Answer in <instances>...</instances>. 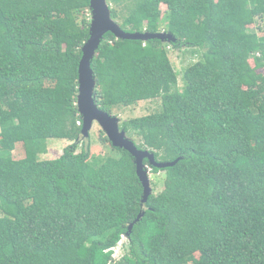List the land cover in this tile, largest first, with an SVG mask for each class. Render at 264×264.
<instances>
[{
  "label": "trees",
  "instance_id": "obj_1",
  "mask_svg": "<svg viewBox=\"0 0 264 264\" xmlns=\"http://www.w3.org/2000/svg\"><path fill=\"white\" fill-rule=\"evenodd\" d=\"M106 2L124 32L175 42L105 34L94 102L112 115L159 99L119 128L156 162L179 161L151 170L164 187L142 203L132 157L102 131L105 158L81 139L89 0H0V264H264V0ZM181 49L196 62L179 88L168 56ZM54 140L69 145L39 160Z\"/></svg>",
  "mask_w": 264,
  "mask_h": 264
},
{
  "label": "water",
  "instance_id": "obj_2",
  "mask_svg": "<svg viewBox=\"0 0 264 264\" xmlns=\"http://www.w3.org/2000/svg\"><path fill=\"white\" fill-rule=\"evenodd\" d=\"M91 14L89 37L81 48V58L77 72L76 107L81 121L80 136L82 140L88 139L92 125L95 123L105 134L113 148L126 151L133 159L135 173L142 187V203L151 195L148 173L152 169H165L173 167L179 159L171 163H158L153 154L147 150H138L129 140L124 131L119 128V120L101 111L94 102L95 79L91 70V62L105 34H112L117 40L148 42L158 40L161 43H173L175 39L166 32L128 33L120 29L118 24L110 18L109 6L106 0H89ZM146 162V164H144ZM142 216L139 214L137 220ZM132 225L129 226V230Z\"/></svg>",
  "mask_w": 264,
  "mask_h": 264
},
{
  "label": "rangeland",
  "instance_id": "obj_3",
  "mask_svg": "<svg viewBox=\"0 0 264 264\" xmlns=\"http://www.w3.org/2000/svg\"><path fill=\"white\" fill-rule=\"evenodd\" d=\"M165 8L161 7V11L164 12ZM89 19H91V14L89 13ZM257 27H260L262 30H264V19L258 20ZM256 28L255 26L252 27V29ZM169 61L175 71V73L179 76L178 77V87H181L180 82V75L182 71L191 63L196 62V58L193 60H190V55L188 51L184 52L183 49L179 51H169ZM160 100H151V101H144L136 104L133 107L129 108H121V109H115L112 116L116 117L119 120V126L122 122L127 121L132 118H139L144 117L147 115H151L153 113H156L160 110ZM101 132V129L97 124H93L92 128L89 132L88 139L84 140L83 142L87 144V141L89 140L91 143V156L93 158H105L106 152H110L109 148L106 146L101 145V143L98 141V133ZM133 143H138V140H132ZM69 143L67 141H49L48 147H47V154L39 157V160H52L55 158H58L61 155L62 150L68 146ZM81 147V146H80ZM85 147V145H84ZM77 152H80V148ZM24 157V152L22 149V145L19 144L16 150L12 154L13 159H20ZM144 164H146L144 162ZM148 179L150 183V187L152 190V193H159L162 188L164 187V173L160 172L158 174H151V171L148 173ZM126 244V237L122 236L121 241L118 243L117 247L113 250V258L114 260H119L123 254V246Z\"/></svg>",
  "mask_w": 264,
  "mask_h": 264
},
{
  "label": "built area",
  "instance_id": "obj_4",
  "mask_svg": "<svg viewBox=\"0 0 264 264\" xmlns=\"http://www.w3.org/2000/svg\"><path fill=\"white\" fill-rule=\"evenodd\" d=\"M77 125L80 126L81 125V122H77Z\"/></svg>",
  "mask_w": 264,
  "mask_h": 264
}]
</instances>
